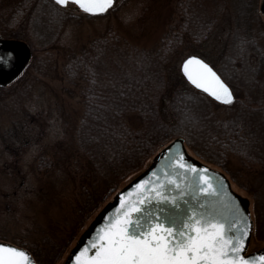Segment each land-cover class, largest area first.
<instances>
[{
  "label": "trees",
  "instance_id": "obj_1",
  "mask_svg": "<svg viewBox=\"0 0 264 264\" xmlns=\"http://www.w3.org/2000/svg\"><path fill=\"white\" fill-rule=\"evenodd\" d=\"M14 5L9 15L0 14V38L25 40V68L46 74L54 60L48 49L57 46L62 25L78 14L54 0H18ZM212 6L201 0L179 1L175 9L184 19L176 16L171 25L183 27H174V34L169 29L164 43L150 48L108 32L64 50L66 91L78 98L81 108L71 120L68 139L40 151L31 166L44 185L51 189L58 184L59 195L72 186L74 221L62 218L61 224L70 227L66 233H53L35 222L17 234L1 233L0 240L27 248L36 264H55L75 231L122 181L182 137L197 158L219 166L250 195L254 236L264 241V24L257 0H212ZM224 8L229 32L214 51L208 49V37ZM15 28H24L26 34L18 36ZM185 43L189 53L208 60L232 86L233 103H217L179 72L172 74L171 55ZM41 51L48 55L39 56ZM8 84L0 83V88Z\"/></svg>",
  "mask_w": 264,
  "mask_h": 264
},
{
  "label": "rangeland",
  "instance_id": "obj_2",
  "mask_svg": "<svg viewBox=\"0 0 264 264\" xmlns=\"http://www.w3.org/2000/svg\"><path fill=\"white\" fill-rule=\"evenodd\" d=\"M17 1L6 0L3 5L0 4V14L9 15L10 11L15 10L14 3ZM179 1L181 0H116L109 11L98 15H88L71 3L67 7L75 11L78 18L62 25L57 46L48 49L54 56L52 68L46 74L36 73L33 67L19 70L10 75L5 82L9 83L7 86L0 88V234L4 232L17 234L20 230L32 227L35 222L43 224L53 233H58L59 230L66 233L70 227L61 224L62 218L72 217L71 221H74L72 186L69 185L65 193L59 195L58 184H52L50 189L49 183L44 185L33 176L31 166L40 151L58 147L57 145L68 139L71 120L76 119L75 114L81 108L78 98L70 97L71 95L66 91L67 82L61 70L64 50L76 48L90 38L108 32H114V35L117 33L123 40L140 47L150 48L158 43H164L165 40L161 39L166 38L169 29L174 34V27L177 31L179 27L180 29L183 27L180 23L179 26L171 25L176 16L179 20L184 19V14L181 15L175 9ZM184 1L188 3L192 0ZM201 1H204L209 9L213 8L212 0ZM257 1L259 17L264 24V13L260 10L262 0ZM222 15L220 22L217 21V25L208 37V49L214 51L223 45L229 32L230 16L226 8L223 9ZM15 30L18 36L26 34L24 28H15ZM182 34L186 35V33ZM15 39L20 43L26 42ZM178 47L171 55L172 74L181 73L182 60L192 54L185 48L186 43L179 44ZM38 55L46 56L48 52L41 51ZM47 65L44 68H47ZM151 160L152 156L144 167ZM235 163L239 165L236 161ZM136 174L122 181L107 201L111 200L115 193ZM232 183L236 191L250 197L244 189ZM42 187L47 189L41 190ZM98 211L92 214L83 227L75 231L74 239L55 264H63L70 249ZM262 247L264 241L253 236L248 250Z\"/></svg>",
  "mask_w": 264,
  "mask_h": 264
},
{
  "label": "snow or ice",
  "instance_id": "obj_3",
  "mask_svg": "<svg viewBox=\"0 0 264 264\" xmlns=\"http://www.w3.org/2000/svg\"><path fill=\"white\" fill-rule=\"evenodd\" d=\"M56 3L61 6L75 3L92 14L105 12L114 0H56ZM182 69L193 85L216 100L223 103L234 100L228 84L201 57L187 56ZM169 161L162 169V177L137 185L134 199L130 196L126 201L121 196L120 209L107 218L90 246L80 249L74 264H264V254L258 259L243 254L250 220L234 197L222 194V182L220 188L214 186L204 174L207 170L189 163L183 152L170 156ZM189 172L199 175L190 179ZM172 192L175 194H168ZM187 193H191L198 207L185 199ZM200 193L213 199L200 197ZM181 202L187 207H182ZM205 205L209 207L205 209ZM0 264H36V261L25 249L0 243Z\"/></svg>",
  "mask_w": 264,
  "mask_h": 264
},
{
  "label": "water",
  "instance_id": "obj_4",
  "mask_svg": "<svg viewBox=\"0 0 264 264\" xmlns=\"http://www.w3.org/2000/svg\"><path fill=\"white\" fill-rule=\"evenodd\" d=\"M54 1L56 2V0H54ZM76 6L79 8L78 5H76ZM262 8L264 9V2L262 4ZM80 10H82V9H80ZM82 11H84V10H82ZM84 12H86V11H84ZM88 14H90V13H88ZM92 14H99V13H92ZM28 56H29L28 47L24 43H20V42H17L15 40H0V57L3 58V62H0V82L1 83L6 82L7 79L10 78V75H13L16 72H18V70L23 66V64L27 60ZM205 62H207V61L205 60ZM208 64L210 66H212L210 63H208ZM213 69L216 71V69L214 67H213ZM181 72L186 77V79L188 80L187 76L183 72L182 63H181ZM217 74L221 77L222 80H224L218 72H217ZM189 82L191 83V81H189ZM224 82L226 84H228L225 80H224ZM193 86H195L197 89L203 91L209 97H211L212 99H214L215 101H217L219 103L230 104V103H223L221 101H218L214 97H212L210 93L204 91L203 89L198 88L196 85H193ZM228 86L231 89L233 96L235 98V95H234V92H233L231 86L229 84H228ZM177 152H183L185 160H187L191 164L197 165V167L199 169H206L207 171L204 173L205 175H207L209 177H211V176L215 177L216 182H212L210 179V182H212L214 184V186L220 188L221 182H222V189H221L222 194L228 193L231 195V197L235 198L236 202L239 204V207L242 210V212L244 213V215L250 220V234L246 238V245H245V249H246V246L248 245V242L250 241V238H251L252 226H253L251 215H250V209H249V199L246 197H242L237 192H234L231 188V185H230L228 178L222 172H220L214 168H211V167L201 163L199 160L190 156V154L187 152V149L184 145L183 138L178 137V138L172 140L170 143H168L159 153H157L154 156L152 163H150V165H148V167L146 169H144L142 172H140L138 175H136L123 188H121L117 192L114 199L111 202H109L102 209V211L95 217V219L92 221V223L89 225V227L82 234V236L78 240L76 246L72 249V251L68 255L64 264H74L76 254L80 251V249L84 248L85 246H90V241H92L96 237L97 232L100 230V228L103 225H105L107 218L114 216L115 213L120 209V207H121V196H124L126 201L129 200L130 196L134 199L136 196L137 185L140 184L141 181L150 182V181H155L157 179V176L162 177L164 175L162 169L170 162L169 157L172 155H175ZM169 171H171V170H169ZM153 173H156L157 175L154 176ZM187 175L191 179L194 176H198L199 173L193 174V173L189 172ZM184 182L186 183L187 181H184ZM193 182L195 183V180H193ZM148 186L151 187L150 184ZM172 187L175 188L174 185ZM168 194H175V192L168 193ZM199 196L208 198L209 200L213 199V197H210L207 193H200ZM185 199H187L189 204L192 205L193 207H198L197 201L192 199L191 193H187L185 196ZM181 204H182V207H184V208L187 207V205H184L183 202H181ZM208 207H209L208 205H205V209H207ZM0 243L11 244L13 246L23 248L27 252H29L28 249H26L22 246H18L16 244L10 243V242L0 240ZM245 249H244V252H245ZM261 254H264V252L246 254V256L258 259V257ZM30 255H31V253H30ZM31 257L34 260L32 255H31Z\"/></svg>",
  "mask_w": 264,
  "mask_h": 264
},
{
  "label": "flooded vegetation",
  "instance_id": "obj_5",
  "mask_svg": "<svg viewBox=\"0 0 264 264\" xmlns=\"http://www.w3.org/2000/svg\"><path fill=\"white\" fill-rule=\"evenodd\" d=\"M263 2H264V0H262V1L260 2V8H261V4H262ZM210 179H211L212 182H216L215 177L211 176ZM231 188H232V190H233L234 192H237V193L240 194L242 197H244L243 194H241L240 192H238V191H236V190L234 189V187H233L232 184H231ZM250 241H251V240H250ZM250 241L248 242V245L246 246V249H245V252H244L245 255H246V254H253V253H257V252H264V247L259 248V249H255V250H252V251H249V250H248V247H249Z\"/></svg>",
  "mask_w": 264,
  "mask_h": 264
}]
</instances>
